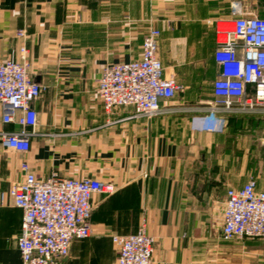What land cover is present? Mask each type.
I'll use <instances>...</instances> for the list:
<instances>
[{
    "label": "crops",
    "instance_id": "obj_1",
    "mask_svg": "<svg viewBox=\"0 0 264 264\" xmlns=\"http://www.w3.org/2000/svg\"><path fill=\"white\" fill-rule=\"evenodd\" d=\"M238 16L264 17V0H0V60L19 59L26 44L30 73L45 86L30 149L0 147V264H21L23 211L1 192L24 180L23 162L41 179L57 172L115 185L93 196V232L72 241L64 264H117L112 236L143 221L153 264H264L263 239L222 231L228 187L254 178L264 190V108L206 109L219 72L215 25ZM151 27L183 90L150 118L132 117L131 106L107 111L103 67L139 58ZM18 129L0 105V131Z\"/></svg>",
    "mask_w": 264,
    "mask_h": 264
},
{
    "label": "built area",
    "instance_id": "obj_2",
    "mask_svg": "<svg viewBox=\"0 0 264 264\" xmlns=\"http://www.w3.org/2000/svg\"><path fill=\"white\" fill-rule=\"evenodd\" d=\"M217 46L214 60L219 65L213 82L214 102L210 113L221 109L264 108V17L238 16L219 20L215 25ZM19 36L25 31L19 30ZM159 28L151 27L142 42L139 58L103 67L97 91L107 111L131 106L132 117L150 118L167 111L164 100L183 90L174 73H167L158 55ZM19 59L0 60V105L2 121L18 130L0 131V147L28 151L36 133L38 112L34 102L45 86L30 73L28 48L20 47ZM25 178L1 192L9 193L23 211L17 247L21 264H64L72 241L90 237L93 201L97 193L112 194L115 185L94 178L64 177L53 172L41 179L22 163ZM222 231L227 239L264 240V190L254 178L241 187L226 190ZM118 248L117 264H153L155 237L146 221L129 234H114Z\"/></svg>",
    "mask_w": 264,
    "mask_h": 264
}]
</instances>
